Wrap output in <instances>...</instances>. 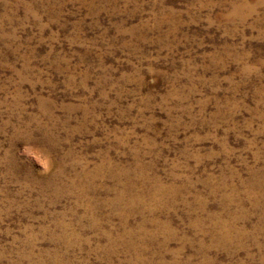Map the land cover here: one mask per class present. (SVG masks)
<instances>
[{
	"label": "rangeland",
	"instance_id": "rangeland-1",
	"mask_svg": "<svg viewBox=\"0 0 264 264\" xmlns=\"http://www.w3.org/2000/svg\"><path fill=\"white\" fill-rule=\"evenodd\" d=\"M0 264H264V0H0Z\"/></svg>",
	"mask_w": 264,
	"mask_h": 264
},
{
	"label": "bare ground",
	"instance_id": "bare-ground-1",
	"mask_svg": "<svg viewBox=\"0 0 264 264\" xmlns=\"http://www.w3.org/2000/svg\"><path fill=\"white\" fill-rule=\"evenodd\" d=\"M43 103V102H42ZM44 111V110H43ZM85 117H83V119H84ZM35 122V121H34ZM12 160V159H11ZM111 165V164H110ZM117 166V165H116ZM105 167V166H104ZM112 167V166H111ZM94 168V167H93ZM121 168V167H120ZM127 168V167H126ZM146 170V169H145ZM90 171V170H89ZM101 167H96L95 169H94V172L93 173H95L96 175H99L100 173H101ZM105 171V170H104ZM120 171V170H119ZM123 171V170H122ZM121 171V172H122ZM116 173V172H115ZM86 174V173H85ZM108 175H110L109 177H111V175H113L112 174V171L111 170H108L107 171V176ZM129 175V174H128ZM113 176H115L117 179H118V181H119V185H118V189H117V197H116V201L115 202H117V203H122L123 202V200H126V192H125V184L123 185V183L121 182V175L118 173V174H114ZM127 176V175H126ZM92 178H94V177H92ZM136 178V177H135ZM84 179V178H83ZM129 179V178H128ZM148 179V178H147ZM123 181V180H122ZM126 181H127V179H126ZM251 183V182H250ZM116 184V183H115ZM111 186H113V185H111ZM254 186V185H253ZM87 187V186H86ZM103 187V186H102ZM71 188H73V186L71 187ZM115 188V187H114ZM128 188V187H127ZM107 190L108 191H110V192H112L111 191V189L110 188H107ZM106 190V191H107ZM113 190V189H112ZM157 190V189H156ZM90 191V190H89ZM107 191V192H108ZM157 192V191H156ZM85 193V192H84ZM109 193V192H108ZM128 193V192H127ZM164 193V192H163ZM158 194V193H157ZM112 201H108V199L106 200V201H104L103 202V204H110ZM127 202V201H126ZM135 203V202H134ZM125 204V203H124ZM130 204H131V202H130ZM97 205V204H96ZM120 205V204H119ZM129 205V204H128ZM124 206V205H123ZM126 209V208H125ZM123 213V212H122ZM164 231V230H163ZM236 233V232H235ZM225 235H226V233H225ZM235 237V236H234Z\"/></svg>",
	"mask_w": 264,
	"mask_h": 264
}]
</instances>
